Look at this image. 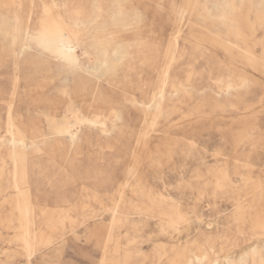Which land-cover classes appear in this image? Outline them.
<instances>
[{
    "label": "rangeland",
    "instance_id": "374dc122",
    "mask_svg": "<svg viewBox=\"0 0 264 264\" xmlns=\"http://www.w3.org/2000/svg\"><path fill=\"white\" fill-rule=\"evenodd\" d=\"M212 1L234 14H213ZM125 3L123 23L104 15L108 25L90 30L106 49L100 61L89 48L77 65L58 54L57 42L45 48L32 36L17 67L23 36L13 30L16 16L23 27L33 8V35L54 32L70 5L89 9V0H34L33 7L0 0V264L26 261L12 184L22 150L6 122L9 108L25 139L34 252L28 264H96L104 248L105 264H264V237L252 238L247 220L256 211L264 216V0ZM177 50L185 53L180 60ZM168 54L170 75L182 86L158 113L154 98ZM84 93L93 110L79 99ZM158 249L165 251L159 261L152 255ZM247 252L253 255L238 259Z\"/></svg>",
    "mask_w": 264,
    "mask_h": 264
},
{
    "label": "bare ground",
    "instance_id": "6f19581e",
    "mask_svg": "<svg viewBox=\"0 0 264 264\" xmlns=\"http://www.w3.org/2000/svg\"><path fill=\"white\" fill-rule=\"evenodd\" d=\"M128 1V0H126ZM32 7L34 6V0H30ZM73 2V1H72ZM106 2V3H105ZM89 9L88 6H86L85 4H82L80 6H74V5H70L71 7L68 8L67 11V15H65V25L64 27L62 25H59L57 27H55L54 32H44L43 34L40 32H37L36 35H33L32 33V27L30 26V19L32 16V12L34 11L33 8H30V13L28 15V21L27 23L21 27L19 25V18L18 16L15 17L16 20V25L13 27V30H16L18 32H20L23 36V42L20 44L18 50H16L15 53V60H16V66L19 67V59L21 54L23 53L24 49H26L28 47V45H30V41L32 39H30L32 36L34 39H36V41L39 44H42L43 47L45 46V48L51 46L53 43L57 42L58 43V54L64 56V57H70L72 60H74V62L80 63V56H85L89 54L88 49L91 48L92 51L96 50L97 52V57L95 61H100L101 60V56L106 54V49L101 46H99L98 44H96V40L94 39V35H90L91 31L94 29H100V28H105L108 25V20H106L104 17L107 16L108 19H110L111 22L113 23H123L125 21V11L127 10L126 7V3L125 0H89ZM19 5V4H18ZM210 5V4H209ZM66 6V5H65ZM16 7V6H15ZM23 7V6H21ZM25 7V6H24ZM14 9V8H12ZM17 9V8H16ZM27 9V8H26ZM174 9V8H173ZM19 10V9H18ZM176 10V9H175ZM204 10V9H203ZM213 14H216L218 16H222V18H224L226 15L229 14H234V9L229 8L226 3H221L219 1H212L211 4V9ZM248 10V9H247ZM17 11V10H16ZM63 11V10H62ZM203 12V11H202ZM104 13V14H103ZM14 14V13H13ZM105 15V16H104ZM175 15V14H174ZM248 15V14H247ZM23 16V15H22ZM129 16V15H128ZM87 17H90V19L94 22H97L98 20H100V22L98 24H94L93 26H88V24L86 23L85 19ZM103 17V18H102ZM177 17V16H176ZM227 17V16H226ZM102 18V19H101ZM240 18V17H239ZM64 21V20H63ZM138 21V20H137ZM173 21V20H172ZM241 22V21H240ZM93 23V22H92ZM218 23V22H217ZM253 23V22H252ZM77 25H80L82 27V29L78 30L77 32ZM87 25V26H85ZM189 25V23H188ZM125 26V25H124ZM202 26V25H201ZM200 26V27H201ZM63 27V28H62ZM199 28V27H198ZM119 29V28H118ZM202 29V27H201ZM91 30V31H90ZM105 30V29H103ZM108 30V29H107ZM112 30V29H111ZM117 31V28L116 30ZM218 32V31H216ZM222 32V31H221ZM240 32V31H239ZM111 33V31H110ZM18 34V33H17ZM95 34V33H94ZM104 34V33H103ZM188 34V33H187ZM118 35V34H117ZM180 35V31L177 30V33L174 37H178ZM190 35V34H189ZM208 35V34H207ZM227 35V34H226ZM237 35V34H236ZM112 36V35H111ZM114 36V35H113ZM211 36V35H210ZM218 36V34H217ZM216 36V37H217ZM231 36V35H230ZM13 37V36H12ZM171 37V36H170ZM189 37V36H188ZM213 37V35H212ZM205 38V37H204ZM174 39V38H173ZM226 39V38H225ZM215 40V39H214ZM234 40V39H233ZM195 41V40H194ZM202 41V40H201ZM217 41V40H216ZM192 42V41H191ZM213 42V41H212ZM15 43V42H14ZM106 43V42H105ZM190 43V41H189ZM195 43V42H194ZM219 43V42H218ZM228 43V41H227ZM108 44V43H107ZM203 44V43H202ZM143 45V44H142ZM222 45V44H221ZM231 45V44H230ZM244 45V43H243ZM171 46V45H170ZM197 46V44H196ZM204 46H206L204 44ZM98 47H101L100 49H98ZM210 47V46H209ZM234 47V46H233ZM245 47V46H244ZM136 48V47H135ZM239 48V47H238ZM237 48V49H238ZM158 49V48H157ZM172 49V48H171ZM170 50V49H169ZM229 50V49H228ZM227 50V51H228ZM13 51V50H12ZM154 51V50H153ZM157 51V50H156ZM178 51V50H177ZM196 51V50H195ZM214 51V50H213ZM239 51V50H238ZM197 53V52H196ZM236 53V52H235ZM234 53V54H235ZM245 53V52H244ZM160 54V53H159ZM166 54V53H165ZM184 51L180 50L178 51L177 55V60H180L183 56H184ZM247 54V53H246ZM241 55V54H240ZM251 55V54H250ZM131 57V56H130ZM169 57V62H167L165 64V67L163 68L162 71V78L158 79L161 80L159 87H158V91L155 95V107L157 112L161 113L163 106L162 103L165 102L167 99H170L171 95L170 93L173 92H178L181 89L182 86V82L178 79H173L170 75V66H171V59H170V55L168 54ZM239 57V56H237ZM167 58V57H166ZM175 58V57H174ZM206 58V57H205ZM253 58V57H252ZM236 59V58H235ZM245 59V57H244ZM122 60V59H121ZM217 60V59H216ZM233 60V59H232ZM238 60V59H237ZM254 60V59H252ZM244 61V60H243ZM102 62V61H101ZM104 62V61H103ZM102 62V63H103ZM185 64V63H184ZM78 65V64H77ZM210 65V64H209ZM207 65V66H209ZM164 66V65H163ZM14 67V66H13ZM184 67V66H183ZM177 68V67H175ZM215 70V69H214ZM193 71H188V75L191 76ZM14 73V72H13ZM116 74V73H115ZM176 74V72H175ZM13 75V74H12ZM231 75V74H230ZM188 76V78H189ZM17 76L15 77L16 80ZM196 80V79H195ZM217 80V79H216ZM224 80V79H223ZM222 80V83H224V81ZM226 81V80H225ZM16 81L13 84V87L11 88V98H13L16 94V90H17V85H16ZM234 83V82H233ZM238 85V84H237ZM196 87V85H194ZM199 86V85H198ZM233 86V85H232ZM232 88V87H231ZM79 89H77L78 91ZM172 90V91H171ZM184 90V89H183ZM200 90V89H199ZM181 91V90H180ZM242 91V90H241ZM183 92V91H182ZM259 95V94H258ZM257 95V96H258ZM226 97V96H225ZM82 100V102H84L85 104L87 103V105H90L93 110V106L91 104L90 99H88V95H86L85 93L83 94L82 98H79ZM254 99V98H253ZM207 104V103H206ZM84 107V105H82ZM149 106V105H148ZM230 106V105H229ZM227 106V107H229ZM245 107V106H244ZM148 108V107H147ZM193 108V107H192ZM11 108L8 109L7 112V118H6V122L7 125L9 127V129L11 130V132L14 135V139L16 137L20 149L22 150V152L20 151L19 155H18V160H15V170L13 172V186L18 190L19 193V199L21 202V211H22V218H23V246H24V251H25V255H26V261L25 262H20L19 264H28L29 261L32 260L33 256H34V252H33V243H32V233L30 231V225L32 223V219L29 213V200H30V196L28 197V193L27 190L25 188L26 183H27V173H26V166H25V155L23 153V148H24V135H23V131L18 127L17 124H15L13 122L12 119V115H11ZM7 110V108H6ZM116 110V109H115ZM171 111V107L166 108L163 112L167 113ZM186 111V110H185ZM80 112V111H78ZM118 113V112H116ZM179 113V112H178ZM202 113V112H201ZM218 113V112H217ZM120 114V113H119ZM188 114V113H187ZM204 114V113H203ZM261 114V113H260ZM73 115H75V117H78L77 113H73ZM184 115V114H183ZM224 115V114H223ZM189 117H192V114L188 115ZM196 116V115H195ZM202 116V115H201ZM209 116V115H208ZM218 116V115H217ZM66 117V116H65ZM186 116L184 115V118ZM205 117V116H204ZM183 118V119H184ZM182 119V120H183ZM186 119H188L186 117ZM203 119V118H202ZM65 120V125L66 128L71 131L74 130V122L68 120V119H64ZM185 120V119H184ZM81 121V120H80ZM181 121V120H180ZM153 122V121H152ZM156 122V121H155ZM149 123V122H148ZM182 123V122H181ZM150 124V123H149ZM257 124V123H256ZM184 126V125H183ZM248 126V125H247ZM251 126V125H250ZM148 127V126H147ZM254 127V126H253ZM257 127V126H256ZM139 128V127H138ZM187 128V127H186ZM179 129V128H178ZM255 129V128H254ZM147 130V129H146ZM150 130V129H149ZM260 130V129H259ZM137 131V130H136ZM223 131L227 134V136L233 141V140H237L239 141L240 138L238 135H236V133L234 132V130L228 128V127H224ZM138 132V131H137ZM264 134V133H263ZM258 135V134H257ZM255 137V135H254ZM141 148V147H140ZM139 151V150H138ZM136 158V157H135ZM138 158V157H137ZM136 158V159H137ZM151 163V162H150ZM132 164V163H131ZM3 165V163H2ZM3 168V167H2ZM116 170V169H115ZM171 173V172H170ZM133 174V169L131 167V170L127 173V176L125 177V179L123 180V182H121L119 185V192L121 190H124L125 187L128 185L129 183V179L131 177V175ZM236 178V177H235ZM5 182V179H4ZM116 185V184H114ZM219 184H217L216 188H218ZM255 189V185L253 184V186H249L244 188L245 193L249 194L251 193L253 190ZM114 190V189H113ZM30 191V190H29ZM115 191V190H114ZM31 193V192H30ZM262 193V192H261ZM257 195V193H256ZM18 196V195H17ZM254 196V195H253ZM119 197V196H118ZM248 198V197H247ZM257 199V197L255 198ZM254 199V201H255ZM121 199H119L120 201ZM247 202V201H246ZM249 202V200H248ZM252 202V201H251ZM117 203V202H116ZM119 204V203H118ZM243 204V203H242ZM245 204V203H244ZM260 204V203H259ZM49 205V204H48ZM70 206V205H69ZM118 206V205H117ZM116 206V208H117ZM237 207V206H236ZM71 208V207H70ZM260 208V207H259ZM258 208V210H259ZM72 209V208H71ZM115 209V208H114ZM112 209V215H111V223L114 226V222L112 220H114L115 218V210ZM240 209V208H239ZM59 210V209H58ZM68 210V209H67ZM109 210V209H108ZM51 211V210H49ZM61 211V210H60ZM121 211V209H120ZM235 212V211H234ZM252 212V211H251ZM60 213V212H59ZM58 213V214H59ZM68 213V212H67ZM240 213V212H239ZM117 215V214H116ZM108 216V215H107ZM234 216V215H233ZM121 217V215H120ZM235 217V216H234ZM113 218V219H112ZM220 218V217H219ZM246 217H244L242 215V213L238 214V220H240V222L244 221ZM233 220V219H232ZM248 220V232L251 234L252 238H262L264 237V216L259 212L256 211L253 215H251L249 217ZM120 221V220H119ZM102 223V222H101ZM203 223V222H202ZM209 223V222H208ZM116 224V223H115ZM118 224V223H117ZM98 225V224H97ZM112 225L111 228L109 229V234H108V240L111 238V229H112ZM208 225V224H207ZM213 225V224H212ZM210 225V226H212ZM242 226V225H241ZM121 227V226H120ZM94 228V226H93ZM92 228V229H93ZM91 230V229H90ZM242 230V229H241ZM239 231V230H238ZM88 232V231H87ZM241 232V231H240ZM91 233V232H90ZM126 233V232H125ZM212 233V232H211ZM106 234V233H105ZM104 234V235H105ZM210 235V234H209ZM74 239V238H73ZM91 239V238H90ZM210 247V246H209ZM62 248V247H61ZM213 248V247H212ZM105 253V248L103 249V254L101 253L100 255V259L98 261L97 264H105L106 261V257L104 256ZM154 258L157 259V261H159L164 255H165V251L162 249H158V250H154L153 254ZM240 255V254H239ZM246 255L247 256H252V253H245V257H239L238 259L240 260H245L246 259ZM196 258V256H195ZM163 260V259H162ZM40 261V260H39ZM156 261V262H157ZM230 264H237L236 260H229ZM43 262V261H42ZM176 262V261H175ZM174 262V263H175ZM177 263V262H176ZM213 264H215V262H213Z\"/></svg>",
    "mask_w": 264,
    "mask_h": 264
},
{
    "label": "crops",
    "instance_id": "0c3cea01",
    "mask_svg": "<svg viewBox=\"0 0 264 264\" xmlns=\"http://www.w3.org/2000/svg\"><path fill=\"white\" fill-rule=\"evenodd\" d=\"M80 242H90V241H88V240H80ZM91 242H92V241H91ZM92 243H93V242H92ZM93 245H94L95 248L98 249L96 243H93ZM100 255H101V254H100ZM100 255H99V257H98V260H97L96 264L98 263V261H99V259H100ZM57 263H58V260L52 258L51 261H49V262L47 261V262H45V263H41V264H57ZM60 264H61V263H60Z\"/></svg>",
    "mask_w": 264,
    "mask_h": 264
}]
</instances>
